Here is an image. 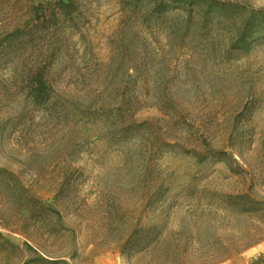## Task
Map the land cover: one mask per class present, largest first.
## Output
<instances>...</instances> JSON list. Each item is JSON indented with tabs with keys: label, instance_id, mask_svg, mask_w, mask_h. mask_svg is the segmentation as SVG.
<instances>
[{
	"label": "rangeland",
	"instance_id": "1",
	"mask_svg": "<svg viewBox=\"0 0 264 264\" xmlns=\"http://www.w3.org/2000/svg\"><path fill=\"white\" fill-rule=\"evenodd\" d=\"M41 1L0 0V264L264 263V41L231 48L264 0L206 30L199 2L78 0L30 37Z\"/></svg>",
	"mask_w": 264,
	"mask_h": 264
},
{
	"label": "trees",
	"instance_id": "2",
	"mask_svg": "<svg viewBox=\"0 0 264 264\" xmlns=\"http://www.w3.org/2000/svg\"><path fill=\"white\" fill-rule=\"evenodd\" d=\"M175 2L176 0H158L157 10L158 12H163L162 7H165L167 2ZM187 3L188 6H191L193 3H201V15L204 19L201 26L206 30V23L211 18L217 16H226L230 15L233 8L237 5L233 2L222 1V0H183ZM32 16V22L29 28H27L28 34L33 36L34 32L41 27L50 28L58 24H68L71 27L77 25L78 17L80 16V7L78 5V0H44L37 4H32L29 10ZM192 12L191 9H188V13ZM24 27L13 29L8 37L6 38V43L3 46L6 50H14L15 46L21 43V36ZM264 41V7L250 9L245 16V21L236 28L235 31V40L233 41L231 48L237 51H248L251 48V45L255 42ZM27 84L28 89L27 93L31 96L32 100L36 104L45 102L46 91L44 90L45 83L42 80L41 75L38 70L34 73L27 75ZM247 210V209H245ZM154 228V226H153ZM146 239L145 228L143 226L135 229L132 233V236L128 238L121 247V254H123L132 242L136 243V246L139 244L135 252L139 253L145 250L146 244L144 243ZM158 240V233L150 239V244L155 243ZM132 241V242H131ZM67 264L62 260H49L42 257L31 258L24 262L23 264Z\"/></svg>",
	"mask_w": 264,
	"mask_h": 264
},
{
	"label": "crops",
	"instance_id": "3",
	"mask_svg": "<svg viewBox=\"0 0 264 264\" xmlns=\"http://www.w3.org/2000/svg\"><path fill=\"white\" fill-rule=\"evenodd\" d=\"M244 264H264V263H244Z\"/></svg>",
	"mask_w": 264,
	"mask_h": 264
}]
</instances>
